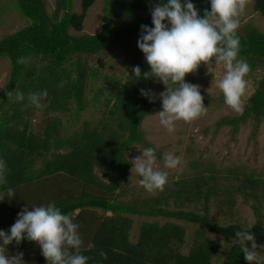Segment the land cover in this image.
<instances>
[{
	"label": "trees",
	"instance_id": "16d2710c",
	"mask_svg": "<svg viewBox=\"0 0 264 264\" xmlns=\"http://www.w3.org/2000/svg\"><path fill=\"white\" fill-rule=\"evenodd\" d=\"M15 1L19 13L30 21L0 38V56L10 64L0 89V160L7 166V185L0 186V192L11 187L15 193L14 198L0 201V230L9 231L25 206L33 210L32 206L54 202L62 214L70 215L79 225L81 254L89 258L87 264H249L239 243H231L218 263L215 257L220 258L216 256L221 248L218 237L227 243L238 239L237 231L250 230L257 243L264 242L261 211L264 179L258 174L231 169L226 172L225 181L220 182L219 171L193 162V174L172 180L159 196L140 204L134 198L128 202L118 199V192L114 194L121 189L131 166L126 157L129 148L134 144L154 148L141 128L149 108L159 106L141 94V89L151 90L152 78L138 79L133 72L137 65L142 74L151 69L146 59L135 52L126 82L108 78L111 86L107 98L99 104L105 91L97 88L93 102L87 98V77L89 72L95 73V68L89 71L81 63L80 55L113 49L125 39L141 34V25L154 27L152 15L144 17L143 13L156 0H104L102 23L95 33L80 32L88 10L97 0H80L79 11L72 9L73 0H54L51 13L47 12L44 0ZM192 2L201 17L205 9L211 10L210 0ZM252 6L264 17V0H253ZM237 35L240 39L237 58L246 61L251 71L256 63L264 61V32L247 24L244 32L237 30ZM20 57L24 58L23 64L17 63ZM61 81L67 83L61 87ZM45 89L48 96L40 107H24L29 93ZM8 91L13 96L16 92L22 93L25 100H9ZM90 104L96 108L104 106L98 123L84 121L78 131L70 135L62 132V116L68 114L70 120H75ZM36 110L42 112V118L39 127L34 129L32 118ZM263 117L264 78L257 82L242 113L223 116L216 125L230 126L234 134L240 124L252 120L255 135ZM155 150V156L163 160V154ZM239 195L245 201H253L251 207L256 219L247 228L236 222L220 224L209 215L211 199L217 198L221 205L232 207ZM200 202L203 213L184 209L186 205ZM170 203L174 208L169 207ZM76 209L79 211L73 216ZM108 211L111 215L104 214ZM127 214L162 216L201 228L196 230L189 250L183 252L184 226L171 221H145L134 242L130 239L132 220ZM90 219L93 224L86 234L81 225ZM205 230L217 237H204ZM7 247L8 256L24 253V264H48L40 246L27 238L19 245L14 241ZM101 251L106 253V258L100 255Z\"/></svg>",
	"mask_w": 264,
	"mask_h": 264
},
{
	"label": "clouds",
	"instance_id": "9594fccd",
	"mask_svg": "<svg viewBox=\"0 0 264 264\" xmlns=\"http://www.w3.org/2000/svg\"><path fill=\"white\" fill-rule=\"evenodd\" d=\"M210 4L211 10L205 9L201 17L192 0L157 3L151 10L154 27L141 25L138 47L151 70L142 74L137 65L133 72L138 79L156 78L167 86V90L159 94L162 110L155 115L168 132L175 130L177 121L191 123L207 112L200 86L186 82L185 77L197 71L202 64L212 72L213 59L215 64L223 63L225 68L222 78H217L212 72L213 83L223 93L226 105L237 113L243 112L241 98L246 92L245 76L250 66L237 58L240 50L237 30L248 0H210ZM17 63L23 64L24 58H18ZM66 83L61 81L60 86ZM141 94L148 97L150 102H155L156 94L151 90L141 89ZM47 96L46 89L31 92L24 107H40ZM7 97L17 102L25 100L20 92L13 96V92L8 91ZM155 151L154 148H143V154L132 160V172L141 177L140 185L150 193L163 191L168 180V172L156 166ZM180 163V158L172 154L163 157L165 169H175ZM6 174V163L0 160V186L7 185ZM14 197L11 187L0 192V201ZM32 209L25 206L9 231L0 230V264H24V253L8 256L6 252L8 245L14 241L19 245L25 238L40 246L48 264H87L89 258L81 254L83 242L78 232L79 225L73 222L72 217L62 214L54 202L47 206H32ZM235 235L249 264H264V257L257 251L264 245L257 244L255 234L245 230L237 231ZM100 255L106 258L103 251Z\"/></svg>",
	"mask_w": 264,
	"mask_h": 264
},
{
	"label": "rangeland",
	"instance_id": "374dc122",
	"mask_svg": "<svg viewBox=\"0 0 264 264\" xmlns=\"http://www.w3.org/2000/svg\"><path fill=\"white\" fill-rule=\"evenodd\" d=\"M47 12L51 13L54 9V0H44ZM104 0H97L94 5L88 10L87 16L84 20V28L80 33H95L99 30L102 23V7ZM157 4V3H155ZM253 0H248L243 18L240 19V26L238 31L244 32L247 24L256 26L259 31L264 32V17L253 9ZM155 5L153 4L148 11L143 13L144 17L151 16V10ZM18 4L15 0H0V38L6 34L12 33L27 23L29 19L22 16L18 11ZM72 9L80 10V0H73ZM117 24V21H114ZM71 33L75 34L73 30ZM140 34L133 35L125 39L119 46L113 49H106L103 52L96 54H81V63L89 69L94 67L95 73L89 72L87 77L88 85L85 94L91 102L97 88L105 91V94L100 96L98 101L101 104L107 98V91L111 84L108 78L119 79L122 83L126 82L128 73L132 68V60L137 52L138 56L145 58L144 53L138 47V40ZM240 59V58H238ZM241 60V59H240ZM148 65L147 62H145ZM10 64L8 60L0 56V89L5 83L6 76L9 72ZM211 71L216 74L217 78H222L225 72L223 63L213 65ZM209 71L207 65L202 64L197 71L186 75V82L200 86L201 95L204 97V105L207 107V112L201 115L198 119L191 123L184 121H177L175 130L168 132L160 123L159 118L155 114L162 110V99L160 93L167 90V86L162 82H158L156 78H152L150 82V89L156 94L155 102L158 103V108L150 107L146 116L141 121V128L145 139L163 156L165 154H172L180 158L181 163L175 169H165L163 160L156 157V166L159 170L168 172V180L165 185L168 186L172 180L181 176L191 175L195 171L193 162H198L201 166H207L219 171L220 182L225 181L223 178L226 172L231 169L239 171H247L258 174L260 178L264 179V117L260 122L258 130L255 135L252 134L254 124L252 120L240 124V128L236 133H232L230 126H217L216 121L223 116H232L239 113L235 112L224 101L223 93L216 87L214 81V73ZM264 78V61L256 63L253 70L245 76L247 81V88L242 99L243 108L254 91L259 80ZM173 88L177 85H171ZM90 102V103H91ZM104 106L94 107L92 104L87 106L75 120H70L68 114L62 116V132L72 134L78 131L84 121H90L92 124L98 123L101 117V111ZM74 108V105H73ZM56 114V113H53ZM42 112L36 110L33 115V127L38 128L41 123ZM144 147L139 144L132 145L126 153L127 159L131 162L125 180L121 184V189L118 192V199L123 201H130L131 199L138 200L142 203L143 200H149L154 196H159L162 191L148 192L140 185L141 177L132 172L134 160L137 156H141ZM96 172L102 175L98 169ZM164 187V188H165ZM252 200L245 201L242 196H236L234 206L229 207L221 205L220 200L211 199L209 203V215L215 217L220 224L239 223L243 228H247L252 224L256 217L251 207ZM162 205V204H161ZM203 204L186 205L184 209L195 210L203 213ZM170 208H174V204H169ZM261 211L264 214V199L261 204ZM106 215H111V212H105ZM132 220L130 229L131 241H136L140 226L145 221L158 220L160 223L164 221H171L182 225L185 228V243L182 251L187 252L193 243L195 232L200 225L191 224L182 220L165 218L162 216H139L135 214H127ZM83 224V223H81ZM93 220H88L85 225H81L84 233H90V226ZM89 228V229H88ZM203 236L213 239L217 236L208 233L206 230ZM221 243V248L216 256L220 257L215 263H218L226 254L231 243H239V239H233L225 243L222 237H218ZM251 242H249L250 245ZM264 245V242L257 243ZM259 255L264 256V248L257 249ZM15 255V254H12Z\"/></svg>",
	"mask_w": 264,
	"mask_h": 264
},
{
	"label": "crops",
	"instance_id": "0c3cea01",
	"mask_svg": "<svg viewBox=\"0 0 264 264\" xmlns=\"http://www.w3.org/2000/svg\"><path fill=\"white\" fill-rule=\"evenodd\" d=\"M155 3H158V1L156 0ZM155 3H154V5H155ZM152 5H153V4H151L150 7H151ZM78 211H79V209H76V210L74 211V213H73V216H74ZM14 252H15V251H14ZM14 254H17V252H15Z\"/></svg>",
	"mask_w": 264,
	"mask_h": 264
}]
</instances>
